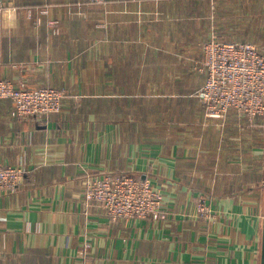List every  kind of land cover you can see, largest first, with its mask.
I'll return each mask as SVG.
<instances>
[{
	"label": "crops",
	"instance_id": "1",
	"mask_svg": "<svg viewBox=\"0 0 264 264\" xmlns=\"http://www.w3.org/2000/svg\"><path fill=\"white\" fill-rule=\"evenodd\" d=\"M5 1L0 78L67 95L46 118L0 99V165L26 170L0 192V264H83L85 241L93 264H261L264 117L210 118L197 91L212 34L264 48V0ZM105 171L151 179L164 215L85 206Z\"/></svg>",
	"mask_w": 264,
	"mask_h": 264
},
{
	"label": "built area",
	"instance_id": "2",
	"mask_svg": "<svg viewBox=\"0 0 264 264\" xmlns=\"http://www.w3.org/2000/svg\"><path fill=\"white\" fill-rule=\"evenodd\" d=\"M101 3L105 0H88ZM6 1L0 0V11ZM45 14L48 7H37ZM29 14L32 8H28ZM53 24L57 21L52 20ZM203 58L198 69L206 79L197 91L210 118H223L231 108L247 114L250 119L264 117V48L247 40H222L212 34L202 46ZM67 91L50 84L30 86L25 80L0 78V99L14 104L17 117L46 118L62 110ZM20 165H0V192L15 190L24 179ZM162 192L149 178L128 172L105 171L87 174L84 179V204L101 206L113 221L132 218H160L164 215ZM201 214L208 216L210 207L200 200ZM90 243L79 250L83 264L89 259ZM150 264V263H148Z\"/></svg>",
	"mask_w": 264,
	"mask_h": 264
},
{
	"label": "water",
	"instance_id": "3",
	"mask_svg": "<svg viewBox=\"0 0 264 264\" xmlns=\"http://www.w3.org/2000/svg\"><path fill=\"white\" fill-rule=\"evenodd\" d=\"M261 264H264V223H263V241H262Z\"/></svg>",
	"mask_w": 264,
	"mask_h": 264
}]
</instances>
